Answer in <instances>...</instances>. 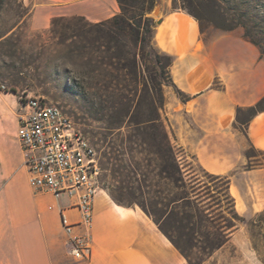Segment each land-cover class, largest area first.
<instances>
[{
	"label": "crops",
	"instance_id": "1",
	"mask_svg": "<svg viewBox=\"0 0 264 264\" xmlns=\"http://www.w3.org/2000/svg\"><path fill=\"white\" fill-rule=\"evenodd\" d=\"M29 23L45 29L55 17H85L99 23L120 13L116 0H24ZM155 19L154 44L173 58L171 76L190 99L168 91V121L176 142L206 172L230 178L229 192L243 217L264 211V158L246 156L247 143L264 153V113L250 122L248 137L234 128L238 107L264 97V58L238 31L206 38L200 23L183 9L162 5ZM21 98V97H20ZM19 98L13 138L0 144V264H184V257L138 207H124L101 191L95 200L93 249L89 260L69 254L61 210L71 221L78 214L72 199L37 192L28 181L18 140ZM252 163V162H251ZM241 207L239 209L238 207ZM76 232H81L76 228Z\"/></svg>",
	"mask_w": 264,
	"mask_h": 264
},
{
	"label": "trees",
	"instance_id": "2",
	"mask_svg": "<svg viewBox=\"0 0 264 264\" xmlns=\"http://www.w3.org/2000/svg\"><path fill=\"white\" fill-rule=\"evenodd\" d=\"M116 1L120 13L108 20L92 23L80 16L55 17L48 32L50 38L70 40L71 55H80L82 78L75 83L85 104V114L97 124L98 132H88L92 140L82 130L98 151L102 172L110 179L104 189L120 206H140L189 264H198L183 249L175 233L183 230L187 243L199 246L204 262L227 243L235 225L219 234L221 238L206 230L209 209L200 201L197 187L211 191L210 183L197 178L192 168L185 165V158L190 155L176 142L163 116L167 86L173 87L183 102L190 97L173 82V58L161 53L154 44L155 21L150 14L155 0ZM182 9L200 23L204 33L205 19L193 1L183 0ZM29 13L24 0H0V46L23 36ZM244 15L242 21L232 20L234 26L217 22L211 25L224 32L241 27L244 39L264 56V33L256 31L250 24L254 22ZM9 18L11 25H7ZM261 113L264 97L253 106L238 107L234 128L248 137L250 122ZM249 145L256 151L252 143ZM246 156L256 155L246 151ZM209 175L225 183L232 222L239 216L229 192L230 178ZM163 220L169 221L171 228Z\"/></svg>",
	"mask_w": 264,
	"mask_h": 264
},
{
	"label": "rangeland",
	"instance_id": "3",
	"mask_svg": "<svg viewBox=\"0 0 264 264\" xmlns=\"http://www.w3.org/2000/svg\"><path fill=\"white\" fill-rule=\"evenodd\" d=\"M192 1L205 19L204 34L206 38H212L216 32L226 33L213 27L212 22L234 26L232 20L235 22L242 21V15L244 14L246 20L254 22L250 24L256 31L264 33V0ZM168 2L171 3L174 9H182L183 7V0H155V7L150 16L153 18V16L161 15L162 5L165 6ZM26 7L30 13L24 27L23 36L21 38H11L9 42L0 46V80L7 86V93L0 95V144L2 145L5 139L13 138L16 123L15 110L19 98L22 96L42 97L49 103L60 106L65 113L75 118L76 122L81 125L80 127L93 140V136L88 132L94 134L98 132L97 124L86 116L85 104L80 89L75 83L81 81L83 72V64L79 53L75 52L74 55H71L69 49L72 42L70 40L50 38L48 31L52 20L45 29L30 27L29 20L32 15V8L31 6ZM7 22V25H11V18ZM2 29L0 28V30ZM234 31L240 32L242 38H244V30L241 27H237ZM262 57L264 58V56ZM168 91L174 92L180 100L181 98L173 87L167 86L165 88L166 107L163 116L167 119L168 128L171 132V124L168 121V113H170ZM97 148L102 151L100 147ZM246 151H250L252 155L258 157L253 161H249L246 165L248 168L258 165L264 158L262 153L250 148L249 142ZM186 154L190 155L187 152ZM185 165L192 168L197 178L207 184L210 183L211 191H204L201 187H197L200 201L209 209L207 213L209 216L206 217L205 221L206 230L211 234H215V237H219V234L226 232L231 225H235V227L230 230L232 234L227 243L204 262L199 246H190L187 243L184 231L179 230L175 233V236L182 242L183 249L198 264H264V211H258L251 217L246 218L236 210L239 217L231 222L229 215L231 201L226 196L224 181L212 178L209 175L210 173H207L196 163L192 155L185 158ZM106 175V172L101 174V189L109 195L104 189L110 181ZM211 186H215L216 189ZM213 190L217 192H213ZM62 197L64 200L69 201L68 196L63 195ZM132 207L141 209L136 204ZM238 208L241 209L240 206ZM152 221L154 222L153 219ZM163 224L171 228L169 221L163 220ZM166 238L170 241L167 236ZM64 264L77 263L71 259H66ZM184 264H189L185 257Z\"/></svg>",
	"mask_w": 264,
	"mask_h": 264
},
{
	"label": "built area",
	"instance_id": "4",
	"mask_svg": "<svg viewBox=\"0 0 264 264\" xmlns=\"http://www.w3.org/2000/svg\"><path fill=\"white\" fill-rule=\"evenodd\" d=\"M3 93H7V86L0 80V95ZM20 102L23 110L17 135L29 185L37 192L72 199L77 220L71 221L61 210L69 254L77 262L89 260L95 200L102 191L100 155L80 125L60 106L36 96H22Z\"/></svg>",
	"mask_w": 264,
	"mask_h": 264
}]
</instances>
